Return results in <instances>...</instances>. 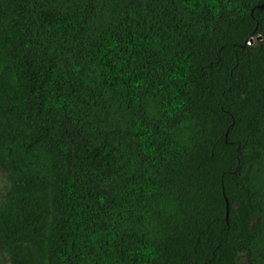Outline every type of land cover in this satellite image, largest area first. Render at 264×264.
<instances>
[{
	"label": "trees",
	"instance_id": "obj_1",
	"mask_svg": "<svg viewBox=\"0 0 264 264\" xmlns=\"http://www.w3.org/2000/svg\"><path fill=\"white\" fill-rule=\"evenodd\" d=\"M0 264H264V0H0Z\"/></svg>",
	"mask_w": 264,
	"mask_h": 264
},
{
	"label": "rangeland",
	"instance_id": "obj_2",
	"mask_svg": "<svg viewBox=\"0 0 264 264\" xmlns=\"http://www.w3.org/2000/svg\"><path fill=\"white\" fill-rule=\"evenodd\" d=\"M1 178H2V175L0 174V180H1Z\"/></svg>",
	"mask_w": 264,
	"mask_h": 264
}]
</instances>
